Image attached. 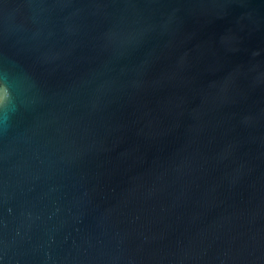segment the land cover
<instances>
[{
	"label": "water",
	"instance_id": "water-1",
	"mask_svg": "<svg viewBox=\"0 0 264 264\" xmlns=\"http://www.w3.org/2000/svg\"><path fill=\"white\" fill-rule=\"evenodd\" d=\"M0 95V264H264V0H0Z\"/></svg>",
	"mask_w": 264,
	"mask_h": 264
},
{
	"label": "clouds",
	"instance_id": "clouds-1",
	"mask_svg": "<svg viewBox=\"0 0 264 264\" xmlns=\"http://www.w3.org/2000/svg\"><path fill=\"white\" fill-rule=\"evenodd\" d=\"M5 90V89H4ZM4 93V91H3ZM5 105V98L4 95H0V106H4Z\"/></svg>",
	"mask_w": 264,
	"mask_h": 264
}]
</instances>
